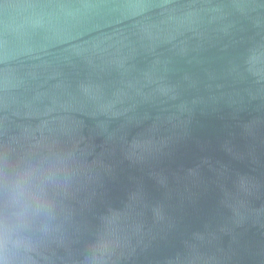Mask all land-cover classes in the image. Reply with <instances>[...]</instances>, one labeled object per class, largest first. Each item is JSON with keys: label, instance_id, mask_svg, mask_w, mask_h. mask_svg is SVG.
<instances>
[{"label": "water", "instance_id": "1", "mask_svg": "<svg viewBox=\"0 0 264 264\" xmlns=\"http://www.w3.org/2000/svg\"><path fill=\"white\" fill-rule=\"evenodd\" d=\"M0 264H264V0H0Z\"/></svg>", "mask_w": 264, "mask_h": 264}]
</instances>
